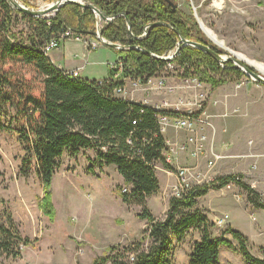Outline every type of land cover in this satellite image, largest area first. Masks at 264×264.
Masks as SVG:
<instances>
[{"label":"trees","instance_id":"trees-1","mask_svg":"<svg viewBox=\"0 0 264 264\" xmlns=\"http://www.w3.org/2000/svg\"><path fill=\"white\" fill-rule=\"evenodd\" d=\"M19 1L29 7L32 0ZM86 1L111 20H101L91 9L71 3L52 17H33L0 0V140L3 133H18L26 153L20 175L27 178L34 173L41 182L42 211L51 221L55 219L52 186L63 157L84 152L88 174L99 177L98 172L106 168L116 169L124 185L118 196L126 206L140 207L138 218L146 221L139 239L110 246L93 264H176L179 243L194 230L200 239L192 243L188 264H220L221 246L238 251L246 264H264V258L251 253L240 231L228 226L222 236L214 235L213 222L199 206L211 186L222 189L232 183L245 191L253 209H264V197L243 182L240 174L172 195L164 217L151 212L149 199L161 188L158 165L174 171L167 162L170 147L159 118L191 114L156 109L116 93L124 90L127 80L146 85L170 65L178 77L197 79L213 88L239 83L248 76L232 62L221 64L197 48L182 45V38L195 40L229 55L203 34L194 14L174 8L167 0ZM171 1L178 5L177 0ZM186 5L190 7L189 2ZM66 30L93 39L99 31L106 41L120 45L115 49L121 67L110 69V76L102 80L68 75L45 52L46 45ZM178 47L172 60L161 59ZM29 245L32 240L23 236L0 193V258L20 259L22 249Z\"/></svg>","mask_w":264,"mask_h":264},{"label":"rangeland","instance_id":"rangeland-1","mask_svg":"<svg viewBox=\"0 0 264 264\" xmlns=\"http://www.w3.org/2000/svg\"><path fill=\"white\" fill-rule=\"evenodd\" d=\"M53 2L32 0L28 8L35 10L46 8ZM177 2L183 12L197 16L196 20L199 19L213 38L222 44L221 49L228 53L234 52L264 72V0H177ZM186 2L190 3V7ZM55 13H51L50 17ZM202 32L209 39L204 31ZM85 41L88 42V49L103 46L97 52L94 51V59L117 55L115 48L101 44L91 37H85ZM80 47H83L81 43L71 40L63 41L61 46L67 57L80 50ZM58 53L59 50H54L50 55ZM85 66L89 77L104 76L106 67L101 65L96 67L88 61ZM177 74V69L170 65L152 78L156 85L164 82L162 89L154 91L148 89L149 82L143 87L131 83L124 95H129L131 99L151 96L153 101L158 102L156 105L164 102L170 104L161 109L173 111L177 102H196V106L183 105L177 112L205 113L216 129L215 150L226 157L209 172L204 157L194 164L186 163L183 166L197 167L202 173H207L206 178L217 179L240 174L244 176L243 182L248 185L253 180L260 181L262 189L264 85L249 80L248 77L239 83L229 82L218 88L204 83L195 86ZM170 130L178 132L173 128L162 132L167 134ZM184 134L186 137V133ZM19 138L16 132L1 135L0 193L8 201L23 236L29 237L32 245L22 249L20 259L4 256L0 258V264H93L95 259L107 254L110 246L117 243L128 244L140 238L146 221L138 218L140 207L126 206L118 196V189L124 186L122 177L114 167L106 168L102 173L98 172L99 177L88 174L87 154L84 152L76 157L66 153L63 157V164L52 186L56 217L51 221L39 206L43 187L37 176L34 173L27 178L20 175L21 162L26 153ZM206 146L207 144L204 147ZM255 163L258 165L255 175L246 176ZM158 168L157 177L162 180V186L160 191L149 199L148 206L153 214L164 217L175 183L165 185L166 179L163 175L167 174L168 170L161 164ZM255 191L259 192V188ZM239 194L244 198L242 203L236 200ZM246 197L245 191L237 184H232L231 189L226 187L216 189L211 186L209 193L200 199L199 206L207 214L211 213L210 218L215 220L216 217L228 212L223 209L228 205L246 207ZM235 212V219L238 220L241 229L250 234L249 229L253 224L251 218L242 212ZM227 227L226 225L221 229L225 230ZM217 232L218 228L214 235ZM196 233L195 230L190 231L179 243L175 252L176 264L187 263ZM228 255L231 256L230 259ZM220 257L222 264H241L240 259L237 260V256L232 255L224 246L221 247Z\"/></svg>","mask_w":264,"mask_h":264},{"label":"built area","instance_id":"built-area-1","mask_svg":"<svg viewBox=\"0 0 264 264\" xmlns=\"http://www.w3.org/2000/svg\"><path fill=\"white\" fill-rule=\"evenodd\" d=\"M196 11V9L194 8ZM73 40L75 42L84 43L86 47H88V42L85 41V37L80 34H76L71 30H66L61 33L59 38H53L45 47V52L47 55L50 56L51 52L58 49L60 47V42ZM95 40L100 41L98 38ZM172 55V54H171ZM170 55V56H171ZM51 58V57H50ZM119 60H116L114 63L110 64V68L121 67V64L118 63ZM83 67L77 68L76 70H65L68 75L73 77H79L81 74ZM192 82L195 86H201V83L197 79H188L187 82ZM149 88L148 89H156L160 90L163 88V82H159L156 85L152 82V79L149 81ZM148 84V83H147ZM147 89V88H146ZM124 90H117L116 93H122ZM163 107L170 106L169 103L164 102L161 104ZM161 105L157 106L156 109H161ZM183 105H197L196 102L193 103H184L180 101L176 104L175 111H178L180 107ZM192 115V113H189ZM162 116L159 118L160 124L162 127V131H166L168 128H173L176 131H181L186 133V140L183 143H176L172 148V153H185L189 152L190 156L195 160L199 161L200 158L204 157L206 159V165L208 168V172L215 169L218 162L223 159V154L218 153L215 150L214 141L216 137V129L213 123L209 120V117L205 115V113H200L198 116ZM205 144H207L206 147ZM251 144V142H250ZM170 152V151H169ZM168 152V153H169ZM167 157V156H166ZM167 161H175V157L171 156V158H167ZM258 169V165L255 163L253 166L248 170L246 176H254ZM176 175V183L172 188V195L180 196L181 193L187 191L188 189L198 186V185H208L211 186L214 182V178H206L208 175L207 173H202L197 167L192 166H178L175 170ZM241 176V175H240ZM242 177V176H241ZM244 177V176H243ZM243 180V178H242ZM261 182L258 180H253L249 185L254 190L259 188V193L262 197H264V187L260 188ZM231 184L226 186V188H231ZM223 189V188H222ZM240 195L236 196L237 199ZM229 221V214L225 213L220 217H216L214 220V224L219 228H224Z\"/></svg>","mask_w":264,"mask_h":264},{"label":"crops","instance_id":"crops-1","mask_svg":"<svg viewBox=\"0 0 264 264\" xmlns=\"http://www.w3.org/2000/svg\"><path fill=\"white\" fill-rule=\"evenodd\" d=\"M73 42V40H72ZM75 42V41H74ZM90 43V42H89ZM83 45V47L79 48L80 50H76L72 53V56H68L65 54V52L62 50L61 46L56 49L59 50L58 54H54V56H51L52 61L54 62L55 65H57L60 68H64L65 70H76L77 68L83 67L80 76L83 78H87V79H97V80H102L104 78H107L110 76V64L114 63L116 60L119 59L118 55L115 54V57L112 56L111 58H100V59H94V51H98L101 47L103 46H93L94 48H89L86 47L84 45V43H81ZM115 59V60H114ZM89 62V64H92L93 66H104L106 67V70L104 71V76L102 78H96V77H89V73L87 72V68H86V62ZM112 62V63H111ZM108 67V68H107ZM93 76V75H92ZM131 83L135 84L138 87H143V85H141L138 82H133L131 80H127L126 81V87L124 88V91L120 94L117 93L118 96L122 97V98H127L129 100L132 101H136V102H142L145 103L147 105H150L154 108H157V106L160 105H156L158 102L153 101L152 98H150L151 96H142L140 99H131L129 97V95H124L125 92L127 91V89L129 88L128 85H130ZM164 83V82H163ZM153 90L154 89H150ZM129 97V98H128ZM159 98H157L158 100ZM178 103V102H177ZM176 103V104H177ZM176 104L174 106H176ZM172 105V104H171ZM161 108H163V106L161 105ZM183 134V135H182ZM164 136L166 138L167 144L170 147V152L166 154L167 158H171V156L175 157V161H168L171 166L174 168V171L169 172L167 171V174L163 175L164 178L166 179L165 185H169V183H176V175H175V170L177 169L178 166H183L186 163L187 164H194L196 163L195 160L190 156L189 153H177L174 154L172 153V148L174 147V145L176 143H183L186 140L185 134L183 132H175V131H168V133H164ZM159 169V168H158ZM158 172V171H157ZM174 172V173H173ZM160 180V184L162 186V180ZM231 189V188H230ZM240 195V194H239ZM154 196V195H153ZM240 199L236 200L239 203H242L244 201V198L240 195L239 197ZM222 205H224V203H221ZM223 209H225L224 211H228L227 213L229 214V221L227 223V226H230L238 231H240L241 233H243L247 239H248V245L250 248L251 253L259 258H264V209H260V210H255L252 208V206L250 204L247 203L246 207H241L238 205H228V207H224ZM242 212L243 214L248 215L251 220L253 221V224L251 225L249 232L250 234L246 233L245 231H243L238 222L237 219H235L236 217L234 216V212ZM235 212V213H236ZM211 214V213H210ZM210 214H208L209 218H210ZM155 215V214H154ZM157 216V215H155ZM159 217V216H157ZM262 217V218H261ZM210 220L213 222L214 224V220H212L210 218ZM215 225V224H214ZM218 228V232L216 234V236H222V234L224 233V229H221L219 227H217L215 225V227L213 229H211L212 232H215V230ZM196 240L200 239V234L196 233ZM225 238L227 240H229L234 246H236L237 242L232 238V236L230 234H226L224 235ZM192 247V246H191ZM222 247V246H221ZM226 247L227 251H231L232 255H236V259L238 260V258L241 261V264H246V262L244 261V259L242 258L241 254L238 251H232V249L230 250L227 246ZM191 251V249H190ZM259 251V252H258ZM220 256H221V252H220ZM231 256L228 255V258L230 259ZM221 259V257H220ZM226 260V259H225ZM226 261H229L228 259ZM189 262V258L186 264H188ZM220 264L221 261H220Z\"/></svg>","mask_w":264,"mask_h":264},{"label":"water","instance_id":"water-1","mask_svg":"<svg viewBox=\"0 0 264 264\" xmlns=\"http://www.w3.org/2000/svg\"><path fill=\"white\" fill-rule=\"evenodd\" d=\"M11 6L17 10H20L21 12L31 15L33 17H50V14L53 12H57L59 11L63 6H65L66 4H76L79 5L82 8H89L91 9L101 20H111V18H107L105 17L101 11L96 8L95 6H93L92 4H90L88 1L86 0H57L53 3H51L50 5H48L46 8H40V9H30L28 7H26L24 4H22L19 0H7ZM168 2H170L174 8H177L178 5H176L175 3H173L171 0H167ZM195 18H197L196 15H194ZM199 26L201 28L202 31V23L199 21V19H197ZM128 26L129 28L130 26V22H128ZM204 33L209 37V39L216 44L219 47H222V44L217 42L216 40H214L213 38H211L205 31ZM96 37L102 41V43L104 45L107 46H111L113 48L116 49H120V45L118 44H113L110 43L108 41H106L100 34L99 31L96 32ZM181 43L184 46H191L193 48H197L201 51H203L204 53L212 56L214 59H216L218 62H220L221 64L223 63H227V62H232L236 67H238L240 70H242L248 77L250 80H253L256 83L259 84H263L264 85V72L258 68H256L253 64L244 61L243 59H241L237 54H235L234 52H229V55H223V54H219L217 52H215L210 46L205 45V44H201L195 40H187L182 38L181 39ZM180 47L177 48V50L171 55V56H167V57H161V59H165V60H172L177 53L179 52ZM252 67L253 69H255V71H252L251 69L248 68V66Z\"/></svg>","mask_w":264,"mask_h":264},{"label":"bare ground","instance_id":"bare-ground-1","mask_svg":"<svg viewBox=\"0 0 264 264\" xmlns=\"http://www.w3.org/2000/svg\"><path fill=\"white\" fill-rule=\"evenodd\" d=\"M78 1H81V0H78ZM202 28H203V30L207 33L208 32V34H209V36L211 37L212 35H211V33H210V31L205 27V26H203L202 25ZM205 28V29H204ZM214 36H212L211 38H213ZM214 39V38H213ZM214 40H216V39H214ZM217 41V40H216ZM218 42V41H217ZM240 57V56H239ZM241 59H243L242 57H240ZM244 60V59H243Z\"/></svg>","mask_w":264,"mask_h":264}]
</instances>
